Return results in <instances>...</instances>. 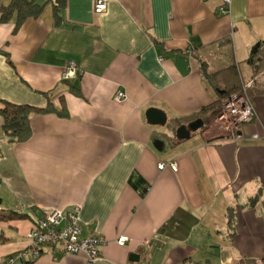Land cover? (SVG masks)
I'll list each match as a JSON object with an SVG mask.
<instances>
[{
    "label": "crops",
    "instance_id": "crops-1",
    "mask_svg": "<svg viewBox=\"0 0 264 264\" xmlns=\"http://www.w3.org/2000/svg\"><path fill=\"white\" fill-rule=\"evenodd\" d=\"M32 1L38 16L0 20V107L55 111L31 112L17 143L0 115V209L26 214L0 221V264H264V61L259 72L246 62L264 40V0H231L227 13L222 0H107L101 13L94 0ZM71 60L79 72L64 79ZM203 66L228 77L234 66L242 88L252 80L255 117L235 140L175 137L219 108L226 86ZM151 107L164 125L147 122ZM75 204L80 236L105 240L97 259L21 253L45 208Z\"/></svg>",
    "mask_w": 264,
    "mask_h": 264
},
{
    "label": "built area",
    "instance_id": "built-area-1",
    "mask_svg": "<svg viewBox=\"0 0 264 264\" xmlns=\"http://www.w3.org/2000/svg\"><path fill=\"white\" fill-rule=\"evenodd\" d=\"M231 0H222L219 7L221 13H227ZM107 0H94V12L101 13L106 9ZM79 72L78 65L75 61H68L63 78L70 79L75 77ZM251 81L244 84L241 92L234 93L223 100L218 111L210 122L203 124L199 130L208 139L239 137L243 125L252 121L255 117V109L247 94V88ZM125 93L118 91L114 100L120 102L125 99ZM255 137V136H254ZM168 165L172 170H176L174 162H159L158 167L161 169ZM81 207L78 204L68 209L45 208L41 215L34 219L31 228L25 235L27 244L23 255H31L33 258L39 257L49 249L58 253L83 254L89 262H93L100 255V248L105 240L100 235H90L87 237L80 236V217ZM127 240L126 236H120L117 244L123 245Z\"/></svg>",
    "mask_w": 264,
    "mask_h": 264
},
{
    "label": "trees",
    "instance_id": "trees-1",
    "mask_svg": "<svg viewBox=\"0 0 264 264\" xmlns=\"http://www.w3.org/2000/svg\"><path fill=\"white\" fill-rule=\"evenodd\" d=\"M61 4L63 0H58ZM57 5L53 8V14L55 20L59 19L58 7ZM42 10V5L32 1V0H8L7 4H3L0 7V20L5 21L9 17L16 13L18 23L28 17H36ZM264 61V40H258L249 50V55L246 62L251 65L255 72H259L261 67L263 68ZM219 72L207 73L205 66H203V74L208 78L212 85L215 87H220L219 83L225 84V90H222V93L218 99V102L221 104L228 96L234 93H239L242 90V85L239 83L238 72L234 66L229 67L227 75L220 76ZM229 75V74H228ZM228 77V78H227ZM2 105L0 107V115L2 116V131L9 143L22 142L28 139L31 135V127L29 124V114L33 111L38 112H51L55 111L53 106L49 104L45 108H33L27 104H14L6 101H1ZM220 106V105H219ZM217 108L214 111V115L218 111ZM56 113L60 115H66L64 107L60 110H56ZM211 116L210 119H212ZM209 121V120H208ZM206 121V123H208ZM26 217L25 213L14 211V210H4L0 209V221H9L15 218H24ZM34 221V220H33ZM231 219L229 218V222ZM164 230L161 228L160 231Z\"/></svg>",
    "mask_w": 264,
    "mask_h": 264
},
{
    "label": "water",
    "instance_id": "water-1",
    "mask_svg": "<svg viewBox=\"0 0 264 264\" xmlns=\"http://www.w3.org/2000/svg\"><path fill=\"white\" fill-rule=\"evenodd\" d=\"M146 118L148 123L154 125L157 124L164 125L166 121L165 114L161 110L154 107L148 108V110L146 111ZM202 126H203V120L200 118H197L186 125L185 124L179 125L175 130V137L178 140L187 139L190 137L192 133H195L200 128H202ZM154 145L157 148H160L163 145V142L159 139H155ZM132 255L137 257L135 254ZM132 255L131 257H133Z\"/></svg>",
    "mask_w": 264,
    "mask_h": 264
},
{
    "label": "rangeland",
    "instance_id": "rangeland-1",
    "mask_svg": "<svg viewBox=\"0 0 264 264\" xmlns=\"http://www.w3.org/2000/svg\"><path fill=\"white\" fill-rule=\"evenodd\" d=\"M249 91V90H248Z\"/></svg>",
    "mask_w": 264,
    "mask_h": 264
}]
</instances>
